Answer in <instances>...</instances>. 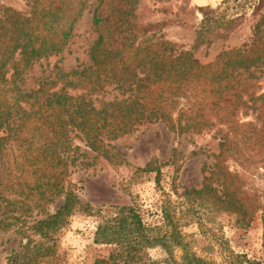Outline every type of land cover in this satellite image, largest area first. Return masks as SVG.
<instances>
[{
	"label": "trees",
	"instance_id": "obj_1",
	"mask_svg": "<svg viewBox=\"0 0 264 264\" xmlns=\"http://www.w3.org/2000/svg\"><path fill=\"white\" fill-rule=\"evenodd\" d=\"M89 1L28 0L27 14L0 11V231L31 230L51 241L79 205L69 177L87 155L72 140L80 139L86 149L111 161L107 141L152 122H165L178 135L212 133L218 143L213 163L203 167L201 187L182 194L187 203L207 202L233 216L241 229L259 216L264 229V188L255 185L258 178L264 181V92L259 85L264 0L250 6L251 16L262 14L252 24L248 42L226 46L208 63L194 51L227 41L241 27L244 14L196 8L202 19L190 49L182 50L132 21L137 0H98L92 12L97 39L89 53L91 65L72 71L73 80L66 86L93 95L114 83L128 84L129 96L97 109L64 90L50 92L45 85L24 91L22 74L64 48ZM181 3L184 18L194 13L188 0ZM246 116L250 120L243 121ZM160 167L149 162L143 170L154 172L159 183ZM58 199L61 204L49 210ZM168 207L162 213L172 226L170 241L182 251L178 261L167 238L151 236L137 210L124 206L97 224L94 243L113 249L94 264H140L137 253L155 247L166 253L164 264H213L188 250ZM54 255L52 247L31 245L28 239L7 264H51ZM225 264L243 261L236 256Z\"/></svg>",
	"mask_w": 264,
	"mask_h": 264
},
{
	"label": "rangeland",
	"instance_id": "obj_2",
	"mask_svg": "<svg viewBox=\"0 0 264 264\" xmlns=\"http://www.w3.org/2000/svg\"><path fill=\"white\" fill-rule=\"evenodd\" d=\"M204 1L207 4L188 0L194 13L184 18L179 10L181 0H137L132 21L146 27L147 34L155 32L156 36L173 43L176 49L189 50L195 38L194 30L202 19L196 8L220 7L227 16L244 14L241 27L227 41L194 51L196 58L208 63L226 46L248 42L251 26L262 13L251 16L250 6L257 0H228L227 4L223 3L224 0ZM97 3L98 0L89 1L74 26L71 38L59 53L35 62L22 74L20 86L24 91H34L45 85L50 92L64 90L97 109L129 96L128 84L114 83L93 95L84 89L66 86L73 80L69 76L72 71H82L91 65L89 53L97 39L92 12ZM3 8L27 14L28 0H0V11ZM259 74L260 93H263L264 68ZM247 120H250L248 116L243 118V121ZM72 143L80 146L87 155L81 160L83 165L72 168L69 177L70 189L79 199L78 207L51 241L31 230L26 234L18 233L14 228L0 231V264H7L12 253L21 252L28 239L31 245L42 242L54 249L51 264H94L96 259L107 258L113 247L95 244L94 232L100 220L114 216L124 206H133L137 210L151 236L167 238L171 255L178 261L182 251L170 241L172 226L163 217L164 205L169 206L190 252L213 264H225L236 256L243 264H264V229L259 216L249 228L241 229L228 213L213 210L207 202L187 203L186 196L182 195L187 189L201 187L203 167L213 163L218 143L212 138V133L178 135L165 122L141 124L130 133L106 142L111 161L86 149L80 139L74 138ZM169 160L174 163L168 165ZM149 162L155 168L161 166L159 183L155 181L154 172L143 170ZM255 185L264 188V181L258 178ZM61 201L56 200L48 209L53 211ZM34 215L35 211L28 218V223ZM137 255L140 264L149 260L164 264L167 256L160 247L141 249Z\"/></svg>",
	"mask_w": 264,
	"mask_h": 264
},
{
	"label": "crops",
	"instance_id": "obj_3",
	"mask_svg": "<svg viewBox=\"0 0 264 264\" xmlns=\"http://www.w3.org/2000/svg\"><path fill=\"white\" fill-rule=\"evenodd\" d=\"M200 4H207L204 0H200Z\"/></svg>",
	"mask_w": 264,
	"mask_h": 264
}]
</instances>
